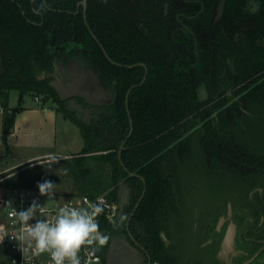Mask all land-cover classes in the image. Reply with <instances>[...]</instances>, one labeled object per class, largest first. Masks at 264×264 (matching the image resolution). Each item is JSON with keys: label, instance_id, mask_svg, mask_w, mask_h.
Listing matches in <instances>:
<instances>
[{"label": "trees", "instance_id": "obj_1", "mask_svg": "<svg viewBox=\"0 0 264 264\" xmlns=\"http://www.w3.org/2000/svg\"><path fill=\"white\" fill-rule=\"evenodd\" d=\"M220 1L85 0L78 8V0H0L3 132L14 128L18 108L8 102L10 91L18 90L20 100L31 94L56 101L84 140L50 178L25 164L9 171L1 184L37 187L66 178L72 191L56 187V194L107 193L118 199L125 178L133 192L127 217L145 189L128 230L152 263L186 264L162 232L168 235L177 208L174 180L192 140L198 138L208 161L224 163L243 178L254 175L264 185V154L241 145L232 131L248 110H264V0H226L219 15ZM41 4L44 10L38 12ZM83 49L103 82L115 83L114 103L90 104L89 122L75 116L50 83L56 58ZM5 150L11 152L9 146ZM128 230L126 222L113 229Z\"/></svg>", "mask_w": 264, "mask_h": 264}, {"label": "rangeland", "instance_id": "obj_2", "mask_svg": "<svg viewBox=\"0 0 264 264\" xmlns=\"http://www.w3.org/2000/svg\"><path fill=\"white\" fill-rule=\"evenodd\" d=\"M200 96H208L205 88L200 90ZM8 103L18 110L9 138L3 132L4 111L0 110V168L5 171V177L9 171L26 164L24 167H32L34 173L50 178V173L57 171V163L67 158L64 154L77 153L83 147L84 140L78 125L64 116L53 99L44 101L43 95L24 94L20 100L19 91L11 90ZM68 108L83 121H90V108L77 102L68 103ZM247 113L232 131L241 145L258 155L264 154V110H253L252 113L248 110ZM7 146L11 149L10 153L5 150ZM48 151L57 153L54 156L58 158L50 169L37 163L53 155L43 153ZM38 152L42 153L28 157ZM53 183L62 193L72 191L71 181L66 178H59ZM257 183L254 175L243 178L242 173L228 169L224 163L208 161L198 138L192 140L190 156L175 176L177 208L169 220L166 234L171 249H177L176 255L182 263L190 264V260L202 257L200 249H205L202 245L205 239L196 230L225 213L229 201L237 211L251 213L250 195ZM0 192L3 193V190L0 189ZM112 249L103 264H123L125 248L117 237Z\"/></svg>", "mask_w": 264, "mask_h": 264}, {"label": "flooded vegetation", "instance_id": "obj_3", "mask_svg": "<svg viewBox=\"0 0 264 264\" xmlns=\"http://www.w3.org/2000/svg\"><path fill=\"white\" fill-rule=\"evenodd\" d=\"M81 1L82 0H78L77 2L78 8L79 6L84 5L80 3ZM86 56L87 54L83 52V54L74 55L64 54V56L56 58L50 83L53 84L54 81L57 80V72L55 70L57 64L62 63L63 65H66L68 61L80 57L87 61ZM114 84L115 83L113 82V84H105V86L114 92ZM79 98L80 97L68 98L66 99V102H77L78 104H82L85 108H90L93 111V107L90 105L91 103L84 99L88 103V105H85L79 101ZM258 169L259 168L256 167L249 168L248 170L254 172L258 171ZM252 190L253 191L250 195L252 201L251 213H246L247 210H245L246 212H243L242 210L241 212L237 211L234 208L232 201H229L225 213L220 214L216 220H211L209 223L207 222L206 224H203L201 228L196 230V233H201V237L205 239V242L202 244L205 249H200L202 257L192 259V261L190 260V264H264V185L257 183ZM118 201L119 205L122 203L123 207L122 209L119 207L117 220L121 214H126L128 212L133 201L132 188L129 186L126 179L121 184L119 182ZM229 204L232 206L231 215H228ZM133 211L129 214L126 221L127 230L129 229V223L133 216ZM222 217L224 219L220 223ZM231 224H234L236 228L235 242L232 249H228L225 253L221 254V251L223 250L221 249V244ZM110 237L108 246L102 251L103 263L105 262L107 254L112 252L113 242L117 237L125 248L123 264H160L157 261L152 263L149 254L145 251L139 241L133 237L129 230L126 233H114L112 229ZM173 250L176 254L177 249Z\"/></svg>", "mask_w": 264, "mask_h": 264}, {"label": "clouds", "instance_id": "obj_4", "mask_svg": "<svg viewBox=\"0 0 264 264\" xmlns=\"http://www.w3.org/2000/svg\"><path fill=\"white\" fill-rule=\"evenodd\" d=\"M44 10L41 4L38 12ZM58 162V158L49 155L45 159L37 161L41 166L49 169ZM67 173V169L63 170ZM56 184L45 180L37 184L41 196L48 197L54 203ZM11 203V201H9ZM109 207L103 197H98L96 202H86V207H70L67 204L56 209L55 217L52 220L38 219L37 213L43 216L44 207L35 200L31 205L22 211H16V223L24 229L20 236L12 237L18 241L23 254L31 253L33 256L48 254L50 264H88L82 261L81 251H85L88 257H96L108 246L110 235L100 231L98 217ZM36 220L34 224L29 221ZM113 229L117 230L127 221L126 214H121L119 219L108 217ZM4 237H0V242ZM98 264V258H97Z\"/></svg>", "mask_w": 264, "mask_h": 264}, {"label": "built area", "instance_id": "obj_5", "mask_svg": "<svg viewBox=\"0 0 264 264\" xmlns=\"http://www.w3.org/2000/svg\"><path fill=\"white\" fill-rule=\"evenodd\" d=\"M0 110L4 109L0 106ZM5 171L0 168V237H4L0 242V264H50V256L42 254L40 256H33L30 252L23 254L19 243L12 236H20L24 229L16 223L15 212L26 210L31 203L35 200L37 203L44 207L43 216L37 213L38 219L52 220L55 217L56 209L60 206L67 204L70 207H86V202H96L98 197H103L109 207L97 219L100 225V231L104 234H111L112 224L109 222L108 217L112 216L117 219L119 214V201L113 199L102 193L96 196L88 194L82 195H54V203L50 204L48 197L41 196L37 187L19 186L6 189L2 184L5 178ZM11 201V203H9ZM36 220L29 221L34 224ZM104 251V249L102 250ZM102 251L96 254V257H88L85 251H81L82 261H88V264H102L103 254Z\"/></svg>", "mask_w": 264, "mask_h": 264}, {"label": "water", "instance_id": "obj_6", "mask_svg": "<svg viewBox=\"0 0 264 264\" xmlns=\"http://www.w3.org/2000/svg\"><path fill=\"white\" fill-rule=\"evenodd\" d=\"M80 3L84 5L86 4L85 0H82ZM225 3L226 0L220 1L219 15L223 13ZM83 52L87 54L86 49H83ZM55 70L57 72V76H56L57 80L54 81L53 85L58 90L59 95L62 99L82 97L87 102L93 105H108L114 103L116 98L114 96V92L111 89L106 88L102 80L101 74L98 72V70L91 63L85 61L82 57L68 61L66 65L59 63L56 65ZM145 78L146 75L144 76L142 82L145 80ZM131 89L132 88H130L126 94V105L128 111H129L128 97L131 92ZM130 123H131V130L129 135L132 133L133 130L131 118H130ZM126 141L127 138L122 142L119 148L120 159ZM130 174L132 175L133 173L131 172ZM124 181L125 178L121 179L120 184L123 183ZM144 192L142 193L138 202L136 203L132 215L134 214L136 208L139 206V203L143 198ZM50 204L53 203H51L50 201ZM119 206L122 209L123 207L122 203H120ZM231 214H232V206L231 204H229L228 215ZM223 219L224 218L222 217L220 223L222 222ZM235 236H236V228L234 224H231L230 228L228 229L222 241L221 249L223 250L221 251V254L225 253L228 249L233 248L235 242ZM162 237L166 241V243H169V240L165 232H162Z\"/></svg>", "mask_w": 264, "mask_h": 264}, {"label": "crops", "instance_id": "obj_7", "mask_svg": "<svg viewBox=\"0 0 264 264\" xmlns=\"http://www.w3.org/2000/svg\"><path fill=\"white\" fill-rule=\"evenodd\" d=\"M56 115H57V112H56ZM14 127H15V125H14ZM11 134V133H10ZM10 134H8V138H9V135ZM42 152H38V153H35V154H31V155H28V157H36V156H39L40 154H41ZM43 153H49V154H53V155H55V154H57V153H55V152H52V151H48V152H43ZM66 157H68V156H71L72 154H64ZM23 159H25V157H23Z\"/></svg>", "mask_w": 264, "mask_h": 264}]
</instances>
